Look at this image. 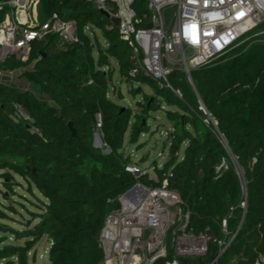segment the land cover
Returning <instances> with one entry per match:
<instances>
[{"label":"trees","instance_id":"obj_1","mask_svg":"<svg viewBox=\"0 0 264 264\" xmlns=\"http://www.w3.org/2000/svg\"><path fill=\"white\" fill-rule=\"evenodd\" d=\"M53 13L76 21L77 42L60 43V36L50 33L33 41L27 60L15 55L0 60V71L17 72L27 81H0V171L8 188L15 172L26 180L29 192L34 186L45 198L40 211L31 212L36 223L28 222L25 230L0 221V233L25 239L4 243L6 235L0 236L1 264H30L29 252L45 236L49 264H99L104 258L101 230L107 214L120 205L118 197L138 181L157 187L164 178L189 211L186 231L211 237L205 255L178 256L180 264H210L221 248L212 238L224 245L231 241L215 264L259 261L264 256V18L239 38V45L193 67V85L184 71L170 72L178 96L144 73L129 76L130 48L116 31L107 30L108 17L91 0H40L39 18L47 20ZM3 17L0 11V22ZM98 31L107 44L102 48L98 42L95 50ZM109 58L117 61L126 81L153 87L156 95H145L139 115L107 96L113 73ZM199 99L244 169L245 211L239 177L212 121L199 110ZM162 104L173 107L166 109L172 125L164 141L168 158L163 167L155 166L157 179L146 173L137 178L126 169L130 157L122 152L125 138L128 134L135 143L148 132L147 115ZM96 130L109 153L93 145ZM224 158L229 167L219 169ZM174 258L168 242L166 256L153 264Z\"/></svg>","mask_w":264,"mask_h":264},{"label":"built area","instance_id":"obj_2","mask_svg":"<svg viewBox=\"0 0 264 264\" xmlns=\"http://www.w3.org/2000/svg\"><path fill=\"white\" fill-rule=\"evenodd\" d=\"M91 1L102 14L107 13V30L116 31L130 48L132 66L129 76L144 73L159 88H169L179 96L169 81V74L176 70L177 64L182 66L193 85L190 75L193 67L233 49L239 38L264 18V0ZM39 3L40 0H0V11L4 12L0 22V60L10 55L27 60L33 41L50 33L58 34L60 43L79 40L75 20H64L57 13L41 20ZM167 8L173 9L169 22L164 15ZM91 82L92 79L89 80ZM198 103L199 110L212 121L239 177L244 194L241 207L245 211L247 186L244 169L232 153L217 121L210 116L201 99ZM97 119L100 127L101 114ZM228 158L222 160L219 169L229 167ZM126 169L134 175L146 173L136 166L128 165ZM118 201L119 207L107 214L101 230L104 258L99 264H153L166 256L168 233L178 218L184 222L183 226L171 233L170 239L175 258L166 264H180L178 256H203L207 253L211 237L186 231L189 211L183 209L179 193L168 188L167 178L157 187L136 183L122 193ZM212 240L221 247L218 257L231 243L224 245V241L217 238ZM255 264H264V256Z\"/></svg>","mask_w":264,"mask_h":264},{"label":"rangeland","instance_id":"obj_3","mask_svg":"<svg viewBox=\"0 0 264 264\" xmlns=\"http://www.w3.org/2000/svg\"><path fill=\"white\" fill-rule=\"evenodd\" d=\"M86 33L91 34L89 29H86ZM97 33L98 39L94 41V44H96L95 50L100 47L98 42L102 45V48L107 44L100 32L98 31ZM239 44L240 42L237 45ZM94 56L95 59H97L98 54L96 51H94ZM219 57L220 56H215L211 58L210 61ZM109 60L113 65V73L111 83L107 90V96L116 103L130 108L133 114L139 115L142 111L141 105L145 101V95H152L155 97L156 93L153 87L149 84L138 83L136 81H126L120 74L117 61L113 58H109ZM176 69L182 70V66L177 64ZM7 73V81L19 83V85H26V79H20L17 72L12 74H10V72ZM158 101L159 98H157V102ZM169 108L173 107L162 104L157 110H151L146 119L147 123L150 125V130L141 133L138 141L135 143L129 142V136L127 134L122 149L124 155L130 157V166H136L142 169V171L146 172V174L153 179H157L155 166L163 167L165 160L168 158V149L164 146V141L167 138L168 130L172 127L171 123L166 118V109ZM205 120L207 121V119ZM93 145L102 149L104 153L110 152V148L105 145L103 135L99 130H96L94 133ZM12 175L14 183H12V188H8L4 183L8 180H5L4 177H2V171H0V213L2 211L6 215L0 217V221L18 231H23L27 228L26 225L28 222H31V226L36 223V221L33 220L31 212H39V207L42 204V200L45 198L34 186H32L33 192H29L26 180L17 173L13 172ZM134 176L139 178L141 175L135 174ZM137 183H141V181H138ZM12 207L14 209H12ZM118 207L119 206L114 207L112 210H115ZM173 208L175 211L178 210L177 207ZM183 223L184 222L178 218L174 227L171 229V233L178 231V229L180 230ZM2 235H6L5 237H7L4 243L21 244L25 241L24 238L17 239L10 232H6L5 234L0 233V236ZM170 239L171 235L169 231L168 242H170ZM4 243H1L0 246ZM49 247L50 242L46 236L37 242L29 252L30 264H49ZM1 263L2 262H0V264Z\"/></svg>","mask_w":264,"mask_h":264},{"label":"water","instance_id":"obj_4","mask_svg":"<svg viewBox=\"0 0 264 264\" xmlns=\"http://www.w3.org/2000/svg\"><path fill=\"white\" fill-rule=\"evenodd\" d=\"M172 11H173L172 8H167V9L164 10V15H165L166 22H169V20H170V18H171V16H172ZM104 15L107 16V13H104ZM115 20H116V19H115ZM116 21H117V20H116ZM42 52H43V51H42ZM68 125H69V127H70V129H71V131H72L73 136L76 135V130L74 129L72 123H71V122H68ZM217 257H218V255H216V256L214 257V259H213V261H212L213 264H215V261H216Z\"/></svg>","mask_w":264,"mask_h":264},{"label":"crops","instance_id":"obj_5","mask_svg":"<svg viewBox=\"0 0 264 264\" xmlns=\"http://www.w3.org/2000/svg\"><path fill=\"white\" fill-rule=\"evenodd\" d=\"M7 72L0 71V81H7Z\"/></svg>","mask_w":264,"mask_h":264}]
</instances>
